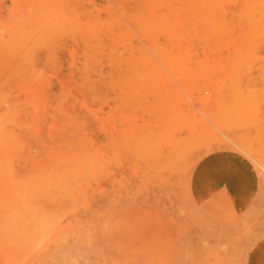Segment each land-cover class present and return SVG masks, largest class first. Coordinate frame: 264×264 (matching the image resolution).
<instances>
[{
	"label": "rangeland",
	"instance_id": "obj_1",
	"mask_svg": "<svg viewBox=\"0 0 264 264\" xmlns=\"http://www.w3.org/2000/svg\"><path fill=\"white\" fill-rule=\"evenodd\" d=\"M222 156L241 216L192 193ZM260 233L264 0H0V264H237Z\"/></svg>",
	"mask_w": 264,
	"mask_h": 264
},
{
	"label": "crops",
	"instance_id": "obj_2",
	"mask_svg": "<svg viewBox=\"0 0 264 264\" xmlns=\"http://www.w3.org/2000/svg\"><path fill=\"white\" fill-rule=\"evenodd\" d=\"M227 159L226 156L203 159L191 173V189L195 196L207 191L228 189V203L234 209L235 215L241 216L254 203L253 193L257 187V179L249 167H243L240 163L234 164V171L238 176L231 175L225 168ZM240 174L242 177H239ZM238 255H242V258L237 264H264V233L251 237L242 254Z\"/></svg>",
	"mask_w": 264,
	"mask_h": 264
},
{
	"label": "bare ground",
	"instance_id": "obj_3",
	"mask_svg": "<svg viewBox=\"0 0 264 264\" xmlns=\"http://www.w3.org/2000/svg\"><path fill=\"white\" fill-rule=\"evenodd\" d=\"M77 161V160H76ZM78 162H79V160H78ZM58 185V184H57Z\"/></svg>",
	"mask_w": 264,
	"mask_h": 264
}]
</instances>
